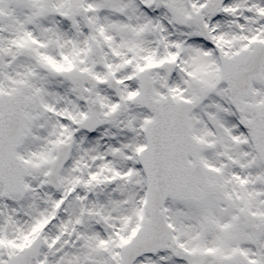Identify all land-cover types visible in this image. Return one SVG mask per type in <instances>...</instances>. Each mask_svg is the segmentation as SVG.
Returning <instances> with one entry per match:
<instances>
[{"label":"snow or ice","instance_id":"6c2138e0","mask_svg":"<svg viewBox=\"0 0 264 264\" xmlns=\"http://www.w3.org/2000/svg\"><path fill=\"white\" fill-rule=\"evenodd\" d=\"M0 264H264V0H0Z\"/></svg>","mask_w":264,"mask_h":264}]
</instances>
